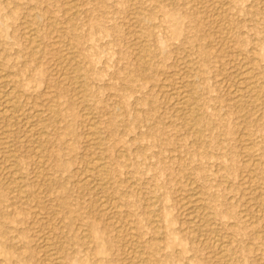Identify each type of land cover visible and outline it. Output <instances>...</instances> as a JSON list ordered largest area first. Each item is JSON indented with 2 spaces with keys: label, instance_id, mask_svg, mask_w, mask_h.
Wrapping results in <instances>:
<instances>
[{
  "label": "rangeland",
  "instance_id": "374dc122",
  "mask_svg": "<svg viewBox=\"0 0 264 264\" xmlns=\"http://www.w3.org/2000/svg\"><path fill=\"white\" fill-rule=\"evenodd\" d=\"M0 76V264H264V0H0Z\"/></svg>",
  "mask_w": 264,
  "mask_h": 264
},
{
  "label": "bare ground",
  "instance_id": "6f19581e",
  "mask_svg": "<svg viewBox=\"0 0 264 264\" xmlns=\"http://www.w3.org/2000/svg\"><path fill=\"white\" fill-rule=\"evenodd\" d=\"M217 3V2H216ZM68 4V3H67ZM74 4V3H73ZM71 6V5H70ZM224 7V6H223ZM69 10H70V8H69ZM73 10H74V8H73ZM217 16V15H216ZM220 25V24H219ZM224 30V29H223ZM27 35V37H26V40H27V42H29L30 44H34V39H33V36L34 35H32L30 32L29 33H26ZM25 36V35H24ZM256 39V38H255ZM34 47V46H33ZM35 48V47H34ZM35 50V49H34ZM63 52V51H62ZM35 53V52H34ZM69 54V53H68ZM33 55V54H32ZM69 55H71V54H69ZM34 56V55H33ZM65 56H66V54H65ZM73 56V55H72ZM244 56V55H243ZM66 58V57H65ZM65 58H64V60H65ZM70 58H71V60H73L72 59V57L70 56ZM67 59V58H66ZM69 59V58H68ZM70 60V61H71ZM57 61V60H56ZM62 61V60H61ZM66 61V60H65ZM69 61V60H68ZM190 61V60H189ZM74 62V61H73ZM69 63V62H68ZM71 63V62H70ZM64 65V64H63ZM68 66H69V64H68ZM75 71H76V69H74ZM253 71V70H252ZM70 72V71H69ZM77 72V71H76ZM245 73V72H244ZM66 75V74H65ZM63 76V75H62ZM0 78H1V76H0ZM73 78H75L76 79V85H78L77 83V80H78V77H73ZM224 80V79H223ZM246 80H249L247 77H245L244 78V80H242L243 82L241 83L242 85V87L240 88V89H243V90H245V92L246 91H248V92H250L251 93V105H253V106H255L256 104H257V101H258V94H256L255 93V89H254V85L252 84L251 85V82H248V81H246ZM1 81V80H0ZM5 81V80H4ZM75 81V80H74ZM182 82V81H181ZM0 84H3L4 85V82L3 83H0ZM8 86H9V84H8ZM8 86H4V88H8ZM256 87V86H255ZM0 88H2V87H0ZM3 88V89H4ZM2 89V90H3ZM181 89V88H180ZM239 89V88H238ZM7 90V89H6ZM9 92H7V95H5V97H1L0 98V104L1 105H4V108L5 109H7V107L9 106V100H11V102H12V99H10L9 97L10 96H12L13 97V92L15 91V89H14V91L12 90V88H10V86H9ZM5 91V90H4ZM13 91V92H12ZM236 91L238 92V94H240L242 91H238L237 89H236ZM173 93V96L176 98V100L178 101V102H176L175 104L176 105H173L174 106V108L176 109H178V108H180V109H182V108H185V107H189L190 106V96L184 91V90H173L172 91ZM259 93V92H258ZM6 94V93H5ZM15 95V94H14ZM4 96V95H3ZM173 97V98H174ZM240 97H241V95L238 97L239 98V100H240ZM8 98V99H7ZM15 98V97H14ZM16 100V99H15ZM17 103V102H16ZM240 103H241V101H240ZM14 104V103H13ZM0 107H2V106H0ZM9 107H11V106H9ZM13 107V106H12ZM19 108V107H18ZM23 108V107H22ZM1 110V109H0ZM4 110V109H3ZM8 110V109H7ZM6 110V111H7ZM12 110H14V108L12 109ZM51 110V109H50ZM18 111V110H17ZM16 111V112H17ZM8 112V111H7ZM6 112V113H7ZM13 112V111H12ZM15 111H14V113H16ZM3 113V112H2ZM54 113V112H53ZM190 117H189V120H188V125H189V128L191 129V130H193V132H194V134L196 135V138L197 139H200L201 138V136H202V133H203V128H204V123L203 122H201V120H197L198 118H196L195 117V119H193V111L191 110L190 112ZM5 114V113H4ZM9 114H10V112H9ZM17 114V113H16ZM7 115V114H6ZM10 115H12V114H10ZM7 117V116H6ZM10 117H12V116H10ZM9 117V118H10ZM20 117V116H19ZM199 117V116H198ZM13 119V118H12ZM11 119V120H12ZM18 119V118H17ZM14 122H12V124H13ZM16 123V122H15ZM92 123V122H91ZM31 129V128H30ZM29 129V130H30ZM33 131V130H32ZM36 131V130H35ZM31 132V131H30ZM9 133V132H8ZM28 134H29V131H28ZM31 134H34V132L32 133L31 132ZM30 136V135H29ZM6 137V136H5ZM41 137V136H40ZM94 140H95V138H94ZM96 141V140H95ZM94 141V142H95ZM96 146V145H95ZM37 147V146H36ZM248 147V146H247ZM36 150V149H35ZM102 150V149H101ZM16 152V151H15ZM97 159V158H96ZM95 159V160H96ZM40 160V159H39ZM98 160V159H97ZM15 162V161H14ZM96 162V161H95ZM98 163V162H97ZM97 163H93V165H92V170L93 171H96V170H99L100 168H101V166H99ZM10 167H12V165H10ZM13 167H16V164H14L13 163ZM100 167V168H99ZM9 170H12V169H9ZM88 170V169H87ZM101 170V169H100ZM99 170V171H100ZM8 173H9V171H7ZM11 172V171H10ZM88 172V171H87ZM96 172H98V171H96ZM108 172V171H107ZM7 173V174H8ZM12 173H13V171H12ZM17 173V172H16ZM15 173V174H16ZM14 175V174H13ZM11 176V175H10ZM14 177H15V175H14ZM17 178V177H16ZM255 178V177H254ZM89 178L87 177V176H85L84 177V181L83 182H86V183H88L89 182V180H88ZM20 180V179H19ZM12 181V180H11ZM10 181V182H11ZM99 181V180H98ZM15 182H16V180H15ZM15 182L14 183H12V184H15ZM101 183V182H100ZM103 183V182H102ZM18 184V183H17ZM106 184V183H105ZM104 183L103 184H101V186H99V187H102V185H105ZM16 186V185H15ZM106 186V185H105ZM104 187V186H103ZM15 188V187H14ZM13 188V189H14ZM101 189V188H100ZM197 194V193H196ZM199 194V193H198ZM194 197V196H193ZM196 197V196H195ZM103 199V198H102ZM116 199V198H115ZM100 202V201H99ZM196 202V201H195ZM188 204H189V202H188ZM108 206V205H107ZM200 207V206H199ZM196 209V208H195ZM197 209H198V207H197ZM106 211V210H105ZM198 211H199V209H198ZM197 211V212H198ZM194 214V213H193ZM131 223V222H130ZM84 231V230H83ZM1 235V234H0ZM89 236V235H88ZM133 237V236H132ZM217 237V236H216ZM88 238V237H87ZM83 239V238H82ZM49 241V240H48ZM48 241L46 242V244H45V252H47V254H48V256H49V258H50V260L48 261V263L47 264H60V260H59V258L56 256H54L55 254L54 253H52V245L50 244V243H48ZM218 241V240H217ZM217 243V242H216ZM136 244V243H135ZM224 245H226V244H223V243H217V247L219 248L218 250L220 251V255L222 256V258L223 259H221V260H223V262L224 263H226L227 262V260H226V257L228 256V250H227V247L226 246H224ZM44 247V246H43ZM216 247V248H217ZM54 256V257H53ZM48 258V259H49Z\"/></svg>",
  "mask_w": 264,
  "mask_h": 264
}]
</instances>
